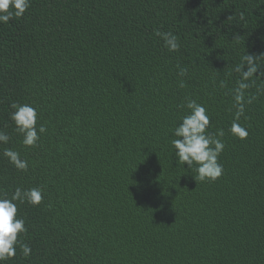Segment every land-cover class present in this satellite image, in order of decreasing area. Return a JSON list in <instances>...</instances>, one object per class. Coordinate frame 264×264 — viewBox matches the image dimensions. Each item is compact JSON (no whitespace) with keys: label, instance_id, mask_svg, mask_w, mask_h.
Segmentation results:
<instances>
[{"label":"trees","instance_id":"trees-1","mask_svg":"<svg viewBox=\"0 0 264 264\" xmlns=\"http://www.w3.org/2000/svg\"><path fill=\"white\" fill-rule=\"evenodd\" d=\"M246 54L264 55V0H30L0 23V196L44 193L18 204L31 255L17 245L4 264H264V94L240 118L248 138L229 132ZM188 99L225 133L215 181L174 154ZM13 103L37 109V146L22 144Z\"/></svg>","mask_w":264,"mask_h":264},{"label":"clouds","instance_id":"clouds-1","mask_svg":"<svg viewBox=\"0 0 264 264\" xmlns=\"http://www.w3.org/2000/svg\"><path fill=\"white\" fill-rule=\"evenodd\" d=\"M29 7L30 0H0V23L6 24L13 18H22ZM155 34L163 39L164 46L170 52L179 51L180 44L176 35L171 32L162 33L159 30H156ZM261 61H264V55L255 57L246 54L233 68V71L239 74V80L236 87L232 89L235 113L229 132L239 140H245L249 136L248 129L240 123L242 116L247 119L246 105H250L258 98V95L264 94V79H262L264 71H260L264 62ZM179 75H186V70L180 69ZM257 80L262 86L257 87L255 94L249 93V89L256 84ZM183 86L181 81L180 87ZM225 86V83L221 81L220 87ZM11 107L14 111L11 112L10 119L15 125V131L23 138L22 144L29 148L37 146L41 134L47 131L44 125L37 124V109L27 103H13ZM183 107H186L188 112L181 117L172 132V135L176 137L172 140V147L175 149L177 162L182 165L187 164L188 169L195 166L196 180L215 181L223 174V165L219 162V157L225 148L222 139L225 133L222 129L214 133L208 131L211 117L203 104L194 99H188ZM9 140V135L0 130V144H7ZM3 156L18 171H28L29 162L22 159L18 151L5 148ZM43 195V189L40 187L28 189L17 187L10 198L6 195L0 196V264L16 256L17 245L25 257L31 255V247L26 243L20 244L18 239L20 234L27 232L25 220L18 216V204L28 203L38 206L43 200Z\"/></svg>","mask_w":264,"mask_h":264}]
</instances>
